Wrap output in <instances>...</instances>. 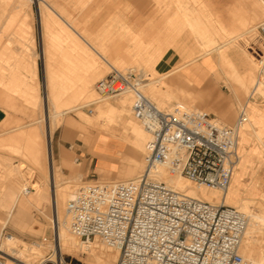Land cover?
Returning <instances> with one entry per match:
<instances>
[{
  "label": "rangeland",
  "instance_id": "1",
  "mask_svg": "<svg viewBox=\"0 0 264 264\" xmlns=\"http://www.w3.org/2000/svg\"><path fill=\"white\" fill-rule=\"evenodd\" d=\"M27 1L28 0H1L0 1V17H1L0 23H2V26L0 27V46H1L0 53L4 50V53L7 52L8 54H11L12 56H15L16 53L21 54V52L23 51H26L28 54H30L32 51L29 50V48L27 49L26 47H28L27 45L29 46L31 45V42H28V41L29 40L31 41L30 38L34 37L35 48L33 49V52L39 55L38 58H36V64L38 63V81L34 83L35 88H34V92L32 93L33 94L32 97L34 98V101H36L35 105H30V104L25 103L24 102L25 98L22 95L9 92L17 96L16 97L17 99L14 101V106L11 107V110H13L12 115L14 116L15 121L10 126L9 131H7L8 133L3 138H9L10 136L16 135L18 133L26 134V132L28 133L31 132V134L33 135L35 134V136L37 137V140H39L40 142L41 141L43 142L45 146L44 148H46V144L42 138V133H44V130L46 128L45 118L47 115H48V118H53L54 110L52 109L51 103L49 104L47 113L45 111L46 108L44 109L43 107L45 90H44V76H43L42 60L40 59L41 38L43 37V34L42 32L40 33V29L38 25L39 13L42 14L44 12L49 20L51 19L53 20V22H55L52 24V21H51L50 22L51 24H49V27L54 29L53 32H58V29L61 26L63 30H65L64 36L66 35L65 32L69 34L67 36V40L63 42L61 41L60 43L56 41L50 42L49 40L51 46H54V45H59L61 47L65 46L66 50L70 51V53H66V54L72 55L73 60H76L78 58V59H87V60L91 59L95 61L96 65H94L93 68H91L92 70L88 68L85 69L86 73L89 76L88 89L93 95L95 94L94 99L101 98L98 94H96V90H95L96 83L104 79L110 73L111 68H109L107 64H105L101 58L97 57L91 50H89V48L84 45L81 39H78L73 33H71L70 29L60 22V20L56 17L55 13H57L65 22L69 23L71 27L74 29V31H76V33L82 39L87 41L91 46L94 47L95 42L97 45H101V49H99V53L101 54L103 52H107L110 54L124 53L123 50H120L121 47H125L126 45L131 47L130 39H132L133 37L137 35L144 37L146 40H148L150 37L164 36L163 33L159 32V30L162 27L161 19L164 13H167L168 16H170V14L172 13H175L177 16H179L181 23H182V19L180 16L183 17V11L179 6L178 7L174 6V8L172 9H165L164 7H160V5H163V4H158L154 0H135V7H136L135 9L120 8L123 6L122 3L127 2L128 0H31V3L28 2L30 4L26 5L28 6V8L26 7V9L22 10L25 7L22 4L26 3ZM145 1H153L155 3L156 8L155 9L145 8V3H144ZM185 1H186V4L190 2L187 5L189 7L188 9L189 11L195 10L194 6L196 7V3H194L191 0L189 1L185 0ZM240 1L241 0L239 1L238 0H225L224 2V0H220V3L211 7V10L213 11V13H216V14L220 13L219 16L222 15V17L220 16V21L222 22L223 26L226 27L227 30L229 29L231 31L232 21H235V19L232 20V17L233 18L236 17L237 15L236 12L239 9H241L239 10L241 12L243 9H245L244 7H246L247 4L249 3V2L240 3ZM256 1L259 2L260 5L263 7L264 0H255L254 2L258 4ZM239 3H240V6H239ZM45 4L49 7V9L45 6ZM97 5H99L98 6L99 9H96ZM15 6H17V9H15ZM236 8L237 10H235ZM22 14L30 15V17L32 18V31L28 33L29 35H24V37L26 36L28 39V41L26 37H25V40L24 38L22 39L24 44L17 41V38L19 37L15 34V32L18 29L27 27V24H26L27 22H25L23 18L21 17ZM263 17L264 16H261L259 18L260 20L258 19L255 20L256 22L255 21L252 22L253 24L250 23V25L246 29L242 30L241 31L242 36L239 39H237L235 42H227L223 39L225 42L224 43L223 40L215 37L216 39H220V41L218 40L217 42V44L218 43L219 44L216 45L218 47L215 46L216 49L219 50V52L223 51V49L226 48L224 50L226 53L231 54V53L238 52L240 54H243L244 56H247V58L249 56V59H252L251 61L249 60L248 63L255 70V72H253V78L255 81H257V78H258L255 62H256V59L260 56V53H259L260 49L263 48V45L257 33V30H258V27L262 23H264ZM254 27H257V28L253 32V35H252L253 37L251 39V35L250 34L246 35V33H248L251 29H254ZM126 30H130V31L126 32ZM234 33L236 35L239 32L237 33L234 32ZM53 34L54 33L49 32L47 34L48 39H52ZM192 34L193 33L188 31L187 29L183 33H177V32L174 33V35L179 37L178 41L180 43L183 40H187L188 42L193 44V46H195L196 48V54H197L199 50V47L197 44L198 42L197 43L195 42L194 34L193 35ZM71 37L74 38L78 42V44L82 46V48L85 47V49L82 51V49H79V48H72ZM225 45L230 46V47H227ZM51 51H52L51 57H53L52 65H53L54 70L62 71L63 67L67 65L66 57H64L63 54L57 55L55 53V49L51 48ZM170 51H175L181 56V53H179V51H176L175 49L170 48L162 55V57ZM216 55H217V52H213L211 54H207L205 56L202 55V56L203 58L212 60V58H215ZM22 56L20 55V57ZM162 57L159 59V61L162 59ZM126 58L129 61V63L113 62L109 58H104V60L109 64L110 67L114 68L115 70L121 73H126V72L133 73L134 76H136V79L142 85L141 92L145 96H147L151 101H153V103H155L157 106L161 107L162 109H168V108L170 109L175 106H180V107H184L187 109H191L193 111H196V110L204 111V112H207L213 115L218 122L220 121V123H222V125H225V126L235 125L238 117L240 116L241 113H243L241 112L242 108L246 109L248 112H249V107H251L250 112L261 111L262 117L264 119V96L260 94L261 93L259 92L260 90L257 89V92H255L256 90H255L254 84H251L250 87L248 88L249 89L248 91L244 90V92L245 91L247 92V93L245 92V94L244 92H242L243 94L241 93V95H239L241 92L240 90L239 91L236 90L238 95L235 91L234 92L230 91L228 86H226L223 72L221 71L219 66H218V70L220 71V74H218L219 78L218 79L216 78L217 92L215 94L210 95L211 100H208L207 94H205L202 90L197 89V87H188L187 85H184L181 83V77L178 76L180 67L174 69L172 72L168 74H159V73L154 74L149 66L145 65L144 63L143 64L141 63L142 58L139 57L135 53V51H132L131 48L129 51V55ZM18 60L22 62L21 59L18 58ZM159 61L155 64L154 70L156 69V66L158 65ZM1 62H2V68L1 66L0 68L2 71L0 75L2 79L4 78L3 81L8 83V81H5V79L7 77L8 78L12 77L11 72L8 71V70L12 71V68L10 65L11 62H8L6 60H2ZM183 63L184 61L182 62V64ZM6 69L8 70L5 72ZM142 71H144L145 73H142ZM23 72H24V69L22 67H19L18 73L22 74ZM2 74H4V76L6 74L7 75L3 77ZM255 81L253 83H255ZM2 85L4 84L0 83L1 89H3ZM166 86H171L174 89L182 90L183 94L181 92L176 93L177 96L179 95L180 97L182 96H186V97L176 99L175 97L169 98L165 96L166 94L164 92H166L165 90H167ZM252 86L254 89L252 88ZM4 92H6V90H4ZM234 94L237 96V99L243 96V98H239V99H242L241 104H237V102L234 99L235 98ZM107 98L108 99L106 102L112 104L113 106L117 108H120L119 105H121V103L119 102H121L123 97L120 98V96H116V97H107ZM125 98L129 99V102H128L129 105L127 103L129 117L127 120L128 121L131 120L138 125V121H136V119L133 117V115H131V112H130V104L132 101V95H126ZM83 99L84 100L82 99L79 100L80 102L77 104L86 103L90 99L92 100V98L90 99L83 98ZM211 102L214 103V107L217 108V111L215 113H213L207 107L209 104H211ZM97 105L94 104L88 107H83L78 110L64 113L57 120L60 123V125L57 128H54L52 131V137H51V143H50L51 149L54 146L55 138L58 137L59 134L63 130H65V127H67L68 122H72L74 124H80L82 121L88 124L89 126L94 127L95 129H99L101 131H104L107 134L109 133L110 135H114L108 132L105 127H102L103 125L98 126V125L91 124L95 121V118H96L95 116H96ZM57 111H60V109L59 110L57 109ZM244 112L249 117V120H250L249 122H251L252 114L247 113L246 111ZM91 120L92 122H89ZM253 123L257 125L258 140L255 138H250V136L248 138V136H245V134L241 132L240 137H239L240 138L239 142L241 144H239V147H238V152H239V157H240L239 164L234 169L232 181L228 189H233L236 195L240 196L241 192L244 189L252 188L253 195L248 198V202L250 201L252 202V203H249V208L251 210H254L257 213L264 214V121L260 123L259 122L256 123L255 121H253ZM16 127L17 128L23 127L24 129H21L19 131H14L17 129ZM89 132L93 135L96 134L95 130H90ZM68 133L70 134L74 142L75 140H77V143L82 144V142L78 138L77 129L73 127H69ZM114 136L118 137V134L116 133ZM71 146L76 148L75 145L73 144H71ZM126 151H128V147ZM143 157H144L143 153H140V156L137 157V160H139L138 162L139 167L134 166V165L125 164V167H122V169H119V175L112 174L110 176L109 174L105 172L99 173L95 171V176L93 178L81 180V182L79 180L70 181L69 176H67V174L63 171L62 177L60 178V183L61 184L64 183V185L65 183H70L69 186L71 187V189H69V192L76 193V191L85 183H99L100 182V183H105V184H112V183H117V182H127L130 180H135L137 179V177L141 176L144 171ZM73 158L75 157L73 156ZM0 160H1L0 165L6 166L7 162L9 161L12 167L15 168V170H17V167H18L19 173L22 170L20 174H22L23 178H25L23 184L25 186H28V189L31 190L32 188H35L37 192L39 190L46 188L47 190L49 189L48 191H50V195L52 194V187L50 185V182L46 181L42 175L38 173H34L31 169L26 167L27 165L23 161V159H21V157L14 156L11 153L6 152V151H3V152L0 151ZM46 163H47L46 164L47 167H49L51 161L48 160L46 161ZM255 172L261 180V185L259 186H255L252 183L253 176L251 177L250 174L255 173ZM114 177H117V178H114ZM202 190L205 191L207 189H202ZM22 193L23 192L21 191V193L18 194L19 199L22 198V195H23ZM217 193L220 195L219 192ZM219 195H216V196L219 197ZM28 197L29 195L26 196L25 198L27 199ZM6 205H7L6 201L2 202L0 205V245L3 242V240L7 237V235H9L11 237H14L20 240L21 242L20 245L25 244L24 246L27 248H31L33 246L35 247L39 246V249L42 251L41 253L43 256L42 260L44 261H47L49 259H51L52 261L56 260L55 252L53 249L52 209H51L50 203L48 202V203L42 204L39 209L32 208V207L28 208L27 213L31 217V223H30V228H26L25 230H22L19 227H16L15 225H13L11 221L9 220V218L6 217V211H7ZM65 205L66 204H63V209H65ZM230 207H233V205ZM64 216H65V213H64ZM37 228L47 231L48 234L44 235V234L36 233L35 229ZM43 239H46V241L44 242ZM256 245H258L257 247L259 246L261 247V248L259 247V249L262 251V254H264V243L261 242V240H259V243H257ZM81 257L82 259L87 258V255L84 254V255H81ZM62 258L64 259V264H84L83 261L80 262L72 257L63 256ZM258 259L261 260V257L260 258L258 257ZM7 260L10 262H8ZM13 260L14 259H12L10 255H7L5 257V264H12ZM117 260L115 264L117 263ZM14 261H17L19 264H23L21 263L22 262L21 260L15 259ZM39 263L40 261H38V264Z\"/></svg>",
  "mask_w": 264,
  "mask_h": 264
},
{
  "label": "built area",
  "instance_id": "2",
  "mask_svg": "<svg viewBox=\"0 0 264 264\" xmlns=\"http://www.w3.org/2000/svg\"><path fill=\"white\" fill-rule=\"evenodd\" d=\"M257 33L263 48L255 62V89L264 88V24ZM135 79L111 69L95 90L106 98L132 93V114L151 137L144 171L133 181L82 185L66 203L69 232L82 242L98 240L118 251L116 264H249L239 253L244 214L223 201L186 197L151 178L164 167L170 175L223 196L240 158L239 133L249 117L243 112L234 126H225L204 111L158 109ZM5 257L0 252V264Z\"/></svg>",
  "mask_w": 264,
  "mask_h": 264
},
{
  "label": "bare ground",
  "instance_id": "3",
  "mask_svg": "<svg viewBox=\"0 0 264 264\" xmlns=\"http://www.w3.org/2000/svg\"><path fill=\"white\" fill-rule=\"evenodd\" d=\"M169 1L170 2L172 1L176 7L179 6L182 9L183 18H184V21L186 24V28H188L194 34V37H195L194 39L196 40V43L198 42L203 54H211L213 52H217V55L215 57V62H217L216 64L219 66V68L223 72V76L225 78L226 86H228L230 91H232V92L235 91L237 93V91L240 90L241 92L239 95H241V93L244 92V90H247V91L249 90L248 88L250 87L251 84H254V87L257 86V81H255L253 78V72H255V70L252 68V66H250L251 71L249 73H246L244 76L238 74L226 57L227 55H226V52L224 51L226 48L223 49V51L219 52V50L216 49V47H218L216 45L219 44V43L217 44V42H218V40L220 41V39L221 40L224 39L227 42H235L237 39H239L242 36L241 35L242 30L246 29L250 25V23L254 22L257 19L260 20L259 18L261 16H264V4L262 7L260 5V3L257 1L256 2L258 4H256L254 2L255 0L254 1H252V0H241L240 3H242V2L243 3L249 2V3L247 4L246 7H244L245 9H243L241 12L239 11L241 9H239L236 12L237 15L235 18L232 17V20L235 19V21L230 20V21H232V26H231L232 29L230 28L231 31L229 29H228L229 30L228 31L226 29V27H224L222 22L220 21V16L222 17V15L219 16L220 13L216 14V13H213V11L211 10V7L220 3V0H191L194 3H196V7L194 6L195 10H193V11L188 10L189 7L187 5L190 2L186 4L185 0H169ZM187 1H189V0H187ZM28 2L31 3V0H28L26 3H23V5L25 7H28V6H26L27 4H30ZM224 2H225V0H224ZM236 3H238V2H236ZM240 3H239V6H240ZM237 8L235 10H237ZM230 12H231V10H230ZM225 13H226V11H225ZM257 23H259V22H257ZM262 24H264V23H262ZM257 27H254V29H251L249 32L247 31L249 29H247L246 31L248 33H246V35L250 34L251 39H252L253 32L255 31V29ZM234 32H236V33L239 32V33L235 35ZM28 33H30L28 30H26L25 33H19L18 34L19 38L17 39V41L23 43L22 39L24 38V40H25L26 36L24 37V35H29ZM243 36H244V34H243ZM215 37L220 38V39H216ZM26 39H27V37H26ZM30 39H31V41L30 40L28 41V39H27V41L31 42V45L30 46L27 45L28 47H26V48L27 49L29 48V50H31L32 52L30 51L31 53L28 54L25 51V53H23L24 56H22V57H24V59H26L25 60V65L27 67L26 74L21 75L17 79V78H15V75H14L16 73H14V74L11 73L12 77L6 78V79L10 80V81H8V83L4 82L3 81L4 78L2 79V77L0 75V83L4 84V85H2V87L4 90H6V92H5L6 94H8L9 92L17 93L19 95H22L25 98V101H24L25 103L30 104V105H35L36 101H34V98L32 97L33 96L32 93L34 92V88H35L34 83L36 81V72L34 70L35 69L34 68V61L36 60L37 55L35 52H33V49L35 46L33 38L31 37ZM72 39L78 48L82 49V51L85 49V47L82 48V46H80V44H78V42L74 38H72ZM224 40H223V42H224ZM246 42H247V40H246ZM229 44H231V43H229ZM227 45H225V46H227ZM220 47H221V45H220ZM227 47H230V46H227ZM2 50H3V48H2ZM19 55H21V54L19 53ZM19 55L12 56L11 54H8L7 52L4 53V50H3L0 53V66H1V68H2V62L1 61L6 60L8 62H11V64H10L11 68H12V70H14L17 66V63H20V62H17V61H19L18 58L20 59ZM230 56H232V58L234 57V58L240 59V60L244 61L245 63H247L248 65H250L248 63V61L252 60V59H249V56L247 58V56H244L243 54H240L238 52L231 53ZM189 62H191V61H189ZM104 63L107 64V66L109 68L114 69V68L110 67L106 61H104ZM185 64H187V63L185 62ZM90 65H91V68H93V66L96 65L95 61L90 60ZM1 68H0V74L2 71ZM7 70L8 69H6L5 72ZM16 70H17V68H16ZM3 71H4V69H3ZM8 71L11 72L10 70H8ZM130 73L131 72H126L123 74H130ZM2 75H3V77H5L7 74L5 76H4V74H2ZM9 75H10V73H9ZM131 75L134 76L133 73H131ZM134 77L136 78V76H134ZM6 79H5V81H7ZM253 80L255 81V83H253L254 82ZM83 81H82V83L74 85L75 88L71 89L72 91H70V89H62V90H59L56 92H53L51 89L48 90L45 111H46V113L48 112L49 104L51 103L52 109L54 110V117L48 118V115H47L45 118L46 128L44 130V133H42V138L46 144V148H44L45 146H44L43 142L42 141L40 142L39 140H37V137L35 136V134L34 135L31 134V132H29V133L26 132V134H19L18 133L16 135L10 136L9 138H3L8 133L7 131H9L10 126L14 123L13 121H6L5 120V122H2V124L0 125V127H1L0 128L1 129V131H0L1 132L0 133V151H2V152L6 151V152L11 153L14 156L21 157V159H23V161L26 163V165H27L26 167L31 169L34 173H38V174L42 175L46 181L50 182V185L52 187V199H53V211H54V214L52 217L53 249L55 252V259H56L54 261H56L57 263H59V262L64 263V259L62 257L68 256V257H72V258H74L80 262L83 261L84 264H115V262L119 256L118 251L113 250L112 248L108 247L107 245L98 242V240L88 242V243L82 242L79 239H77L76 237H74L69 232L68 219H67L66 213H65L66 205H65V209H63V204H66L74 196L75 193L73 191H72L73 193L69 192V189H71V187L69 186L70 183H65V185H64V183L63 184L60 183V178L62 176H61L58 168H56L52 164H50L49 167H47V165H46L47 164L46 161H48V160L51 161V159H52V155H51L52 153H51V149H50L52 131L54 128H57L60 125V123L57 120L64 113L71 112L74 110H78V109H81L83 107H88L90 105H94V104L97 105L98 104L96 107L95 121L91 124L98 125V126L103 125L102 127H105L106 130L108 132H110L111 134L115 135L117 133L119 138L124 139L128 144H131L134 147L135 151H138L139 153H143V156L147 153V147H148L149 143L151 142V137H150L149 133L145 130V128L141 122L136 120V121H138V125H137L133 121L127 120L129 117L128 108H127V103L129 102V99L125 98V96L126 95H132L131 92H125V93L119 95L120 98L123 97V99L121 100V102H119V103H121V105H119L120 108H117V107L113 106L112 104L106 102L108 99L106 97L94 99L95 94L93 95L89 91V89H87L88 84L84 83ZM135 81L139 82L137 79H135ZM138 84L140 85L139 90L141 92L142 85L140 83H138ZM252 88H253V86H252ZM166 89L167 90H165L166 92H164V93L166 94L165 96H167L169 98L175 97L176 99L177 98L179 99V98H185L186 97V96L180 97L179 95L177 96L176 93L181 92L183 94V91H181L179 89H173V88H169V87H167ZM255 90H256L255 92H257V89H255ZM258 90H260L259 91V92H261L260 94L262 96H264V88H258ZM72 92H73V94H72ZM245 92H244V94H245ZM5 93L3 92L2 94L5 95ZM9 94H11V93H9ZM237 95H238V93H237ZM145 97L148 98L147 96H145ZM83 98H88V99L92 98V100L90 99L86 103L77 104L80 102L79 100H81V99L84 100ZM239 98H243V96H241ZM234 99L237 102V104H241L242 99H239V100H241V101H239L237 99L236 95H235ZM151 102L153 103V101H151ZM132 104H133V95H132V101L130 104L131 115H133L132 114ZM128 105H129V103H128ZM25 106H27V105H25ZM38 107H36V108H38ZM156 107L158 109H162L161 107H159L157 105H156ZM56 108L58 110L60 109V111H57ZM40 109H42V108H40ZM185 109H187V108H185ZM187 110L193 111L191 109H187ZM243 110L246 111L247 113H251L254 118H256L258 116V112H248L246 109H243V108H242L241 112H244ZM40 112H41V110H40ZM89 122H92V120ZM21 129H24V128L19 127L14 131H19ZM102 132H104V131H102ZM241 132L244 133L245 136H248V138L250 136V138H255L258 140L256 127L253 126L252 122H248L242 128V130L239 133V137H240ZM241 136H243V135H241ZM239 144H241V143L239 142ZM238 147H239V145H238ZM125 158L126 157H124L123 159H125ZM1 160H3V159H1ZM124 161H125V164H127V165H134V166L139 167V163L136 161H132V160H128V159H125ZM51 163H53V162H51ZM238 164H239V161H238L236 166H238ZM121 169H122V167H121ZM17 171H18V167H17V170H15V168L12 167V165L9 161L7 162L6 166L0 165V201H1V199L11 198L14 195L18 196V194L21 193V191L23 192L22 194H26L30 190V189H28V186H25L23 184L25 178H23L22 174H20L22 172V170L20 173H19V171L18 172ZM232 176H233V174H232ZM254 177L255 176H253L252 179H254ZM138 178H140V176L137 177V179ZM151 178H153V180H155V181L162 182V183L166 184L170 189H172L178 193H181V194L185 195L186 197L206 201V202H209L212 204H218L220 202V197L216 196V195H219L217 193V191H211V190L208 191V189L203 191L202 189H206V188L197 187L194 185V183L185 179L182 176L170 175L169 172L167 171V169L164 167L158 168L157 172H155ZM137 179H135V180H137ZM69 180L75 181V179H69ZM130 181H133V180H130ZM231 181H232V177H231ZM117 183H124V182H117ZM96 184H105V183L99 182ZM112 184H116V183H112ZM230 184H231V182H230ZM106 185H108V184H106ZM36 186H38V185H36ZM228 188L226 189L224 195L222 196V200H223L224 205H226V206H232L233 205L234 208L239 210L247 218V225H246V227L242 233L239 253L242 256V258L246 262H248L249 264H264V254H262V251L259 249L260 246L257 247L259 244L256 245L257 243H259V240H261V242L264 243V214L257 213L254 210H251L249 208V203H252V202L251 201L248 202V198L253 195V192H252L253 190H252V188H246L241 192L240 196H237L233 189H228ZM32 189H35V188H32ZM65 200H67V201H65ZM64 213H65V216H64ZM8 216H10V215L6 214V217H8ZM65 217H66L67 221H66ZM20 243H21L20 240L14 238V237H11V236L6 237L0 245V252L4 253V255H6V256L10 255V257H12V259H14V260L15 259L21 260L22 262L21 261L20 262L23 264H38V261H40L39 264H43L46 262V261L42 260V258H43L42 254H41L42 251L39 249V246H36V247L33 246L31 248H27L24 246L25 244L20 245ZM84 254L87 255V258L82 259L81 255H84ZM258 257L259 258L261 257V260L258 259ZM49 260H51V259H49ZM8 262H10V261H8Z\"/></svg>",
  "mask_w": 264,
  "mask_h": 264
},
{
  "label": "crops",
  "instance_id": "4",
  "mask_svg": "<svg viewBox=\"0 0 264 264\" xmlns=\"http://www.w3.org/2000/svg\"><path fill=\"white\" fill-rule=\"evenodd\" d=\"M1 1V0H0ZM160 5V7H164L165 9H172L174 8L175 4L169 0H154ZM19 2V1H18ZM145 8L155 9V3L153 1H145ZM98 4V2H97ZM123 6L120 8L126 9H135V0H128L127 2L122 3ZM23 5V4H22ZM149 5V7H148ZM45 6L49 9V7L45 4ZM97 5L96 9H99ZM176 7V6H175ZM28 8V7H27ZM17 9V6H15ZM26 9L24 7L22 10ZM55 13V12H54ZM56 17L60 20V22L65 25L67 28L70 29L71 33H73L78 39H81L86 47L89 48L97 57L101 58L103 61L104 58H109L113 62L118 63H129L126 57L129 55L130 48L132 51L142 58L141 63L149 66L154 74H168L172 72L174 69L180 67L179 75L181 77V83L187 85L188 87H197V89L202 90L205 94H207L208 100H211L210 95L215 94L216 90V78H219L220 71L218 70V65L215 62V58L213 60H209L203 58L202 55H207L201 53L202 50L198 44L199 50L196 54V48L188 42L187 40H183L181 43L178 41V36L174 35L175 32L183 33L186 29V24L184 18L182 16V23L180 21L179 16L175 13L170 14L168 16L167 13H164L162 16V27L159 32L163 33L164 36L159 37H150L146 40L142 36H135L131 40V47L126 45L125 47H121L120 50H123L124 53H107L103 52L102 54L99 53V49H101V45H97L96 42L94 43V47L91 46L87 41L82 39L76 31L71 27V25L65 22L57 13H55ZM25 22H27V27L18 29L15 34L18 36L19 33H25L26 30L29 32L32 31V18L30 15L22 14L21 16ZM1 18V17H0ZM52 24L55 23L53 20H49L45 13H39V29L40 33L42 32L43 37L41 38V55L40 59L42 60V67H43V76H44V90H45V97L43 100V107L46 108V100L48 95V90L51 89L53 92L62 90V89H73L75 88L74 85L89 82V76L86 73L85 69H90V60L91 59H72V55L66 54L70 53V51L66 50V47L54 45L51 46L50 42L56 41L60 43L61 41H66L67 36L69 35L67 32L64 31L63 28L60 26L58 32H53L54 29L49 27L50 22ZM98 25V23H97ZM2 23H0V27ZM130 30H126L128 32ZM51 32L54 33L52 39H48L47 34ZM192 32V31H190ZM141 34V33H140ZM161 35V34H160ZM17 38V37H16ZM34 45L35 40L34 37ZM195 38V37H194ZM18 39V38H17ZM50 40V42H49ZM196 42V40H195ZM71 44L72 48H78L74 43L71 37ZM35 48V46H34ZM52 49H55V53L63 54L66 57L67 65L63 67L62 71L54 70L52 62L53 57H51ZM104 48V47H103ZM175 49L181 53V56L175 52L170 51L165 54L163 57L162 55L168 49ZM80 49V48H79ZM16 53V52H15ZM25 51L21 52V56L24 54ZM201 54V55H200ZM16 55H19L16 53ZM38 58V54H36ZM226 57L230 64L234 67L236 72L242 76L246 73L251 71L250 66L244 61L232 58L229 53H226ZM20 56V55H19ZM162 59L159 61V59ZM23 62L17 63V70L16 68L11 71L12 74L15 75V78H19L21 75L26 74L27 67L25 65L24 57H20ZM158 63L156 66V71L154 70L155 64ZM184 63L182 64V62ZM188 61V62H187ZM191 61V62H189ZM185 62L187 64H185ZM22 65V66H21ZM22 67L24 72L22 74L18 73V68ZM34 70L36 72V81H38V63L36 64V60L34 61ZM16 70V71H15ZM142 73H145L142 71ZM14 78V79H15ZM82 80V81H81ZM7 81H10L7 79ZM35 81V82H36ZM169 88H173L171 86H167ZM88 89V87H87ZM174 89V88H173ZM180 90V89H179ZM182 91V90H181ZM4 91L0 88V125L2 122L6 121H15L14 116L12 115L13 110L11 107L14 106V101L17 99L16 95L14 94H2ZM3 95V96H2ZM61 103V102H60ZM213 113L217 111V108L214 107V103L211 102L207 106ZM251 107H249L250 112ZM258 112V116L254 118L252 116V124L254 127L257 125L253 123V121L262 122L264 121L262 117L261 111ZM69 127H73L78 130V138L82 142V144L77 143V140L71 138L70 134L68 133ZM95 130L96 134L93 135L89 131ZM258 136V133H257ZM71 144L75 145L76 148L72 147ZM128 147V151H126ZM51 149V147H50ZM52 159L50 163L56 168L59 169V172L62 176V172L64 171L69 179L79 180H86L88 178H93L95 176V171L97 172H105L107 174H118L119 169L121 167H125V159L132 160L139 162L137 157L140 156L138 151H135L134 147L131 144H128L124 139H121L117 136L107 134L102 132L99 129H95L94 127L89 126L88 124L81 121L80 124H74L72 122L67 123V127L63 130L58 137L55 138V143L53 148L51 149ZM73 156L75 158H73ZM122 157V158H121ZM126 157L125 159H123ZM121 158V159H120ZM251 177L255 176L252 179V183L255 186L261 185V180L259 176L255 173L250 174ZM117 178V177H114ZM49 190V189H48ZM46 188L39 190L36 192V189H31L28 193L23 194L22 198L19 199L18 196H13L8 199H1L0 205L2 202L6 201V214H9L7 218L11 221L13 225L19 227L22 230L26 228H30L31 217L27 213L29 207L39 209L40 206L44 203H50L52 209V217L54 214L53 211V199L52 194L50 195V191ZM31 191V193H30ZM33 191V192H32ZM29 197L26 199L25 197ZM220 202L223 201L221 195ZM53 228V225H52ZM36 233L47 235L48 232L44 231L43 229L37 228L35 229Z\"/></svg>",
  "mask_w": 264,
  "mask_h": 264
}]
</instances>
